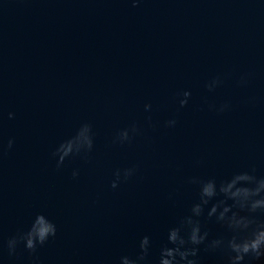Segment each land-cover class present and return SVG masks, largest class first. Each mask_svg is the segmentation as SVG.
Here are the masks:
<instances>
[{"label": "water", "instance_id": "95a60500", "mask_svg": "<svg viewBox=\"0 0 264 264\" xmlns=\"http://www.w3.org/2000/svg\"><path fill=\"white\" fill-rule=\"evenodd\" d=\"M244 73L248 82L238 85ZM218 74L224 82L210 93L204 83ZM181 88L193 96L177 127L145 125L131 144L110 143L117 129L145 124L146 100L160 106L153 119L162 124ZM205 98L230 101L231 110L209 111ZM0 114V142L16 138L0 150V264L37 256L40 264H115L145 234L155 256L197 196L185 177L252 165L264 174V3L0 0ZM83 121L97 134L90 161L57 170L53 147ZM134 163L137 178L111 190L113 169ZM37 211L58 224L56 238L36 254L21 246L9 256L7 238ZM206 226L210 238L223 231ZM200 254L203 264H222L203 246Z\"/></svg>", "mask_w": 264, "mask_h": 264}, {"label": "clouds", "instance_id": "9594fccd", "mask_svg": "<svg viewBox=\"0 0 264 264\" xmlns=\"http://www.w3.org/2000/svg\"><path fill=\"white\" fill-rule=\"evenodd\" d=\"M141 0H131L136 6ZM264 3V0H261ZM221 75L212 76L205 81L204 88L214 92L223 84ZM248 82V74H241L238 85ZM191 88L178 89L172 96V103L176 106L162 124L153 119V114L160 110L151 99L143 104L145 124L132 121L127 126L117 129L110 143L112 145L131 144L143 134L145 125L152 128L163 127L173 129L179 123V113L191 101ZM209 111L217 114L231 110V102L223 101L219 104L207 103ZM2 115V114H0ZM9 120L16 118V112L7 113ZM96 131L89 121L81 122L74 133L61 139L51 151V159L55 161L57 170L76 160L90 161L96 148ZM16 143L15 136L7 139V144L0 142V150H12ZM197 160L196 164H202ZM138 164L116 167L111 173L109 187L118 190L122 184L137 178ZM81 168H71V177L79 178ZM184 182L195 186L196 198L191 202L188 211L176 218L166 228L164 238L158 253L153 255V240L149 234L139 238L137 250L133 254H121L115 264H203V251L217 254L222 264H250L252 259L264 264V174L258 172L257 166L252 165L233 170L223 175H190ZM170 198L173 194L170 193ZM213 221L223 229L219 234L210 238V229L206 226ZM58 224L45 212L37 211L25 228L7 238L6 248L9 256L18 254L23 249L36 254L38 249L45 246L49 240L56 238ZM33 264H40L38 256Z\"/></svg>", "mask_w": 264, "mask_h": 264}]
</instances>
